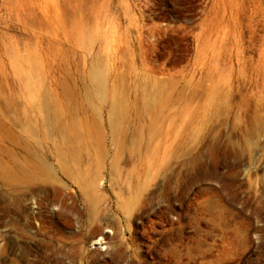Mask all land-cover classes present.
<instances>
[{
    "label": "rangeland",
    "instance_id": "374dc122",
    "mask_svg": "<svg viewBox=\"0 0 264 264\" xmlns=\"http://www.w3.org/2000/svg\"><path fill=\"white\" fill-rule=\"evenodd\" d=\"M0 264H264V0H0Z\"/></svg>",
    "mask_w": 264,
    "mask_h": 264
},
{
    "label": "bare ground",
    "instance_id": "6f19581e",
    "mask_svg": "<svg viewBox=\"0 0 264 264\" xmlns=\"http://www.w3.org/2000/svg\"><path fill=\"white\" fill-rule=\"evenodd\" d=\"M97 81H98V83H101V77H100V75H98V77H97ZM97 242V241H96Z\"/></svg>",
    "mask_w": 264,
    "mask_h": 264
}]
</instances>
